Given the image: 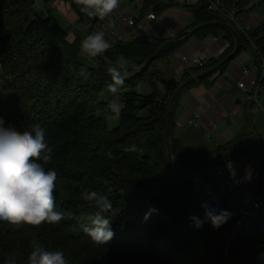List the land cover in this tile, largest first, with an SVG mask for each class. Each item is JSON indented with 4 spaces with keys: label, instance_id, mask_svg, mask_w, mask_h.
<instances>
[{
    "label": "trees",
    "instance_id": "trees-1",
    "mask_svg": "<svg viewBox=\"0 0 264 264\" xmlns=\"http://www.w3.org/2000/svg\"><path fill=\"white\" fill-rule=\"evenodd\" d=\"M36 1L0 0V116L18 131L30 130L35 123L45 127L52 149V159L45 168L57 172L55 211L63 218L52 224L0 225V264H8L12 258L16 264H27L26 257L37 241L49 249H62L70 264H219L218 254L225 242L215 243L216 231L208 234L209 227L199 230L189 219L190 215H201L191 191L194 171L180 170L173 161L189 167L257 135L246 141L238 135L200 155L187 152L173 135L171 160L166 138L168 106L180 83L214 66L235 49L234 33L224 25L187 32L209 21L229 23L239 37L238 51L217 71L227 68L243 51L252 50L257 97H264V23L244 32L223 14L209 9L206 0L194 5L179 0H145L143 11L152 7L159 14L183 6L192 12L194 21L171 37L174 42L145 68L141 66L146 59L167 38L144 34L130 40L106 37L112 44L103 53L108 60L115 63L124 55L132 61L113 95L108 89L114 83L108 73L110 65L80 54L79 45L87 32L76 0L72 1L79 18L72 29L63 27L52 15L38 13ZM222 3L227 9L238 7L234 0ZM97 18H90L91 29ZM71 32L73 39L69 38ZM193 35L223 37L229 46L204 65L185 69L180 81L165 79L154 67L155 61L174 53ZM144 84L150 88L148 93L140 88ZM115 99L124 101L119 118L107 111L108 103ZM108 115L117 120L111 128ZM250 149L215 163L246 155ZM86 190L103 193L112 201V208L104 215L111 219L114 236L105 245L95 244L83 231L84 226H91L86 217L98 211L82 199ZM150 208L158 212L145 220ZM249 240L263 247H234L236 241L223 261L256 264L264 256V236Z\"/></svg>",
    "mask_w": 264,
    "mask_h": 264
},
{
    "label": "clouds",
    "instance_id": "clouds-1",
    "mask_svg": "<svg viewBox=\"0 0 264 264\" xmlns=\"http://www.w3.org/2000/svg\"><path fill=\"white\" fill-rule=\"evenodd\" d=\"M78 4L87 17L103 18L119 7L120 0H78ZM111 47L104 31H91L82 38L79 51L86 57H97ZM131 64L132 61L124 55L110 64L108 73L114 83H110L108 89L113 95L118 93V85L123 83L124 74L130 70ZM81 72L87 78L83 68ZM121 109L122 105L116 100L108 103L107 111L115 118H119ZM223 115L227 117L229 113L225 111ZM46 135L47 131L40 123L33 124L30 130L18 131L0 116V225H40L62 220V215L55 211L57 172L54 168H45L52 159ZM81 195L84 201L98 209L86 217L91 226H84L83 231L95 244L105 245L114 236L111 219L104 215L112 208V201L95 190H86ZM200 208L203 209L202 216L193 214L189 217L195 228L203 227L206 222L213 228H219L233 215L231 211L210 205L207 201H202ZM153 212H158V209L150 208L144 219L147 220ZM26 260L27 264H70L62 249H49L38 241L33 242ZM8 264H16V260L9 259Z\"/></svg>",
    "mask_w": 264,
    "mask_h": 264
},
{
    "label": "crops",
    "instance_id": "crops-1",
    "mask_svg": "<svg viewBox=\"0 0 264 264\" xmlns=\"http://www.w3.org/2000/svg\"><path fill=\"white\" fill-rule=\"evenodd\" d=\"M234 2L238 4V7L231 8L236 9V20L240 26L249 25L251 29H254L264 23V0H234ZM40 3L43 6L41 14L52 15L60 23L59 14H61L62 19L67 22L71 29L79 18V12L72 0H41ZM142 4H144V0H120L119 7L110 14L111 17L103 18L109 20L124 11L145 13ZM157 15V20L147 22L148 28L146 30L142 32L133 31V35L127 33L125 38L130 40L140 34L166 38L168 37L167 33L163 30L165 25L177 33L187 28L194 21L192 12L183 6L170 7ZM69 38L73 39V34H70ZM227 42V39L223 37L208 35L202 40L193 35L174 53L157 59L154 67L163 73L165 79L180 81L184 73L181 62L182 55L193 56L208 53L210 57H217ZM253 61V51L245 50L232 59L224 70L217 71L213 75L210 74L208 79L183 89L173 114V135L178 137L187 149L188 147L193 148L194 142L198 140V135L200 137L199 144L202 142L211 143V149H213L229 140H234L241 134L242 137L240 138L243 141L253 138L254 135L262 134L255 126H251V123L255 114L259 115V112H264V101H261L259 96L250 98V92H244L237 85V79L241 78L243 70L254 68ZM159 87L163 89L161 84ZM140 88L145 93L150 91L149 86L145 84L141 85ZM115 100L122 105V108L124 107L123 100ZM237 104L242 107L241 114L234 117L229 123L223 120V113ZM196 110L202 113V124L198 127L184 124L186 118ZM210 119L217 121L218 124L215 128L209 129ZM207 131L209 137L205 136Z\"/></svg>",
    "mask_w": 264,
    "mask_h": 264
},
{
    "label": "built area",
    "instance_id": "built-area-1",
    "mask_svg": "<svg viewBox=\"0 0 264 264\" xmlns=\"http://www.w3.org/2000/svg\"><path fill=\"white\" fill-rule=\"evenodd\" d=\"M175 1V0H172ZM186 5L197 4L200 0H179ZM208 8L219 12L233 21L238 27L248 32L249 25L240 26L237 22V11L234 8H226L222 0H206ZM145 2V0H144ZM144 7V4H142ZM147 11V12H146ZM145 13L124 11L112 19L97 18L93 23L92 31H104L106 37L119 40H127L125 35L134 32H142L148 28L147 22L158 19L157 13L151 7ZM146 23V24H145ZM163 30L167 33L166 38L176 34L169 26L165 25ZM141 35V34H140ZM147 35V34H144ZM156 36V35H154ZM135 37V36H134ZM133 37V38H134ZM159 37V36H157ZM162 38V37H160ZM229 46L227 42L218 53L221 55ZM217 56V57H218ZM208 53L197 55H182L181 62L183 69L204 65L209 59ZM238 87L244 92H250V98L257 96V69H244L241 78L237 79ZM229 115L223 120L228 123L242 112L240 105H234L227 110ZM203 113V109H202ZM201 111H194L185 120L184 124L200 126L202 124ZM217 121L209 120V129L217 126ZM209 137V132L205 134ZM192 194L195 196L198 206L202 201L210 205L227 209L232 212L231 218L221 227L213 228L209 223H204V230L207 227L210 231L215 230V243L225 242L227 250L234 242L238 243L245 239L264 236V157L257 155L255 158L238 156L229 161L211 163L197 170L193 174ZM201 215L203 209L200 208Z\"/></svg>",
    "mask_w": 264,
    "mask_h": 264
},
{
    "label": "water",
    "instance_id": "water-1",
    "mask_svg": "<svg viewBox=\"0 0 264 264\" xmlns=\"http://www.w3.org/2000/svg\"><path fill=\"white\" fill-rule=\"evenodd\" d=\"M77 4H78V0H76ZM79 6V4H78ZM80 7V6H79ZM85 26H86V32L89 33L91 32V23H90V18L87 17L85 14ZM209 25H224L227 28H229L235 36L236 39V46L235 49L233 50V52H231L229 55H227L224 59H222L221 61H219L217 64H215L214 66L203 70L202 72L198 73L195 76H192L191 78H189L186 81H183L182 83H180L179 87L177 88V90L174 92L172 98L170 99L169 102V106H168V113H167V127H166V138H167V155L169 157V159H173V153H172V138H173V112L175 109V106L179 100V97L181 96V93L183 91V89L189 85L192 81L194 80H198L204 76L213 74L214 72H216L218 69H220V67H222L227 61H229L238 51L239 49V37L238 34L236 33V31L233 29V27L224 21H209V22H205V23H201L196 25L194 28H192L191 30H187V32L189 34H192L194 32H196L197 30L203 28V27H207ZM174 42V38H170L167 39L160 47H158L144 62V64L141 66V68H145L147 67L154 59H156L163 51L164 49L172 44ZM102 62H105L106 64H113L114 62L108 60L103 54L98 55L97 56ZM264 141V136H259L256 137L254 139H251L249 141L243 142L241 144L232 146L228 149H225L223 151L217 152L207 158H204L203 160L197 162L196 164L189 166V167H182L180 166L177 162L173 161V164L180 170L183 171H196L199 168L205 167L208 164L211 163H215L216 161L229 156L231 154H235V153H240L243 152L249 148H252L256 145H258L259 143ZM242 245H255V246H259V247H263V245H261L259 242H256L254 240H243L241 242H238L235 244L234 247H239ZM228 250L223 249L219 252L218 254V262L219 264H225V262L223 261V256L225 255V253H227Z\"/></svg>",
    "mask_w": 264,
    "mask_h": 264
},
{
    "label": "rangeland",
    "instance_id": "rangeland-1",
    "mask_svg": "<svg viewBox=\"0 0 264 264\" xmlns=\"http://www.w3.org/2000/svg\"><path fill=\"white\" fill-rule=\"evenodd\" d=\"M40 2H41V0H40ZM40 2L38 0L36 2V4L34 5V9L38 13L39 12L41 13V11L43 10V6H42V4ZM59 17L61 18V25L63 27H68L67 22H65L62 19V15L61 14H59ZM106 17L110 18L111 15H108ZM70 34H73V33L71 32ZM194 36L199 38L196 35H194ZM200 36H203V34L201 33ZM204 38H199V39L203 40ZM260 100L264 101V97L260 96ZM107 124H108V127L111 128V127H113L114 125L117 124V120L114 119L112 116L108 115L107 116ZM251 126H255L260 131V133H262V134H258L256 137L261 136V135L264 136V112H259V115L255 114L253 116ZM199 142H200V137L198 135V140H196L194 142L193 148H190V147H188V149L186 148L187 152H189L190 154H199L200 155L203 152L211 149V145H212L211 143L205 144V143L202 142L201 144H199ZM254 147H252L250 150H248L247 154L243 155V156H246L248 158H255L258 155L259 157L262 156V158H263L264 157V141L259 143L258 145L254 146ZM207 233L210 234L211 232L209 231ZM225 264H229V263H225ZM233 264H235V263H233ZM256 264H264V256H262V258H260V260Z\"/></svg>",
    "mask_w": 264,
    "mask_h": 264
}]
</instances>
